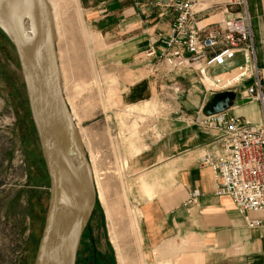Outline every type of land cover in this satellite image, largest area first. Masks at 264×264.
<instances>
[{
    "label": "crops",
    "instance_id": "0c3cea01",
    "mask_svg": "<svg viewBox=\"0 0 264 264\" xmlns=\"http://www.w3.org/2000/svg\"><path fill=\"white\" fill-rule=\"evenodd\" d=\"M218 1L221 0L195 17L198 27H210L233 16L226 11L224 2ZM167 2L78 0L89 29L107 46V61L119 67L132 63L141 66L127 73L129 81L138 78L122 94L126 106L141 102L147 95L158 98L146 145L128 160L135 187L141 254L145 264H264V228H248L244 219L261 220L262 215L239 214L229 198L216 197L211 172L198 165V159L210 151L214 132L193 121L205 119L203 109L222 92H206L197 72L165 74L160 66L153 73L151 68L155 66L144 60L143 52L148 48L158 50L159 41L168 35L174 22L175 14L166 7ZM245 3L256 65L264 69V0ZM241 65V57L236 55L225 66L212 68L208 73L228 80L236 76ZM244 87L241 84L223 92L230 97L226 114L260 126V106L244 98ZM140 89L142 94L136 97L133 93ZM262 92L264 95V82ZM194 192L199 195L196 204L184 207Z\"/></svg>",
    "mask_w": 264,
    "mask_h": 264
},
{
    "label": "rangeland",
    "instance_id": "374dc122",
    "mask_svg": "<svg viewBox=\"0 0 264 264\" xmlns=\"http://www.w3.org/2000/svg\"><path fill=\"white\" fill-rule=\"evenodd\" d=\"M227 1L218 2L225 5ZM215 2L217 0H198L200 7L197 10ZM66 4L57 12L66 35L56 44L63 95L86 153L93 186L94 176L100 198L118 212L114 221L125 263L145 264L141 254L142 242L137 233L135 187L128 160L146 145L148 129L157 114L158 98L155 94L147 95L139 100L141 102L136 100L137 104L126 106L122 94L138 78L129 81L127 73L141 66L133 63L124 67L110 64L107 61V46L103 38L89 29L78 0L77 7L73 3ZM236 11L234 8L229 13L235 14ZM7 41L0 31V264H33L47 208L48 179L17 60ZM147 50L143 52L146 62ZM150 62L148 60L151 65ZM133 94L139 97L142 90ZM94 190L95 204L88 223L94 248L104 252L116 264L95 186ZM130 212L135 217L134 230L126 227ZM88 237L87 233L81 239L78 264H84L89 258L91 251L86 248Z\"/></svg>",
    "mask_w": 264,
    "mask_h": 264
},
{
    "label": "water",
    "instance_id": "95a60500",
    "mask_svg": "<svg viewBox=\"0 0 264 264\" xmlns=\"http://www.w3.org/2000/svg\"><path fill=\"white\" fill-rule=\"evenodd\" d=\"M0 31L12 46L48 179V202L33 264H76L95 204L86 153L62 88L56 35L46 0H1ZM229 94L215 95L206 116L225 112Z\"/></svg>",
    "mask_w": 264,
    "mask_h": 264
},
{
    "label": "built area",
    "instance_id": "2783aa9c",
    "mask_svg": "<svg viewBox=\"0 0 264 264\" xmlns=\"http://www.w3.org/2000/svg\"><path fill=\"white\" fill-rule=\"evenodd\" d=\"M166 7L175 19L168 35L159 41L160 48H148L146 52L155 66L151 68L153 73L160 66L165 74L197 72L200 84L211 95L245 84L244 98L260 106V126L228 116L226 111L193 123L214 132L210 151L198 159L199 167L212 174L214 195L229 198L239 214L260 213L261 220L244 219L248 228H264V69L256 65L245 0H228L226 11L235 8L236 13L210 27L196 25L195 17L204 10H197L198 0H168ZM236 55L242 60L236 76L223 80L209 75L208 70L225 66ZM198 196L196 192L189 195L183 206L195 205Z\"/></svg>",
    "mask_w": 264,
    "mask_h": 264
},
{
    "label": "bare ground",
    "instance_id": "6f19581e",
    "mask_svg": "<svg viewBox=\"0 0 264 264\" xmlns=\"http://www.w3.org/2000/svg\"><path fill=\"white\" fill-rule=\"evenodd\" d=\"M46 1H47L48 5L50 7L52 21H53V26H54V32H55V35H56V44H57L58 41H61V40H63L66 37V35L64 33V30H63V27H61V23L59 22L61 20V18L58 19L57 12L62 6L64 7V5L66 3H68V4L73 3L76 6V2L77 1L76 0H69L68 2L67 1L66 2L65 1L62 2L60 0H46ZM0 2H1V0H0ZM76 9H77V11H79L78 8H76ZM77 15H79V12H78ZM78 17H80V16H78ZM58 56L59 55L57 53V58H58ZM59 71H60V75H61L62 88H63V78H62V71H61L60 67H59ZM71 117H72V115H71ZM72 119L74 121L73 117H72ZM93 180H94V186H95V189H96L97 197L100 198V195H99L100 192L98 190L97 183H96V181L94 179V176H93ZM99 200H100L101 205L103 206V209H104L105 219H106V223H107V236H108V239H109V242H110L111 246L113 247V250L115 251L114 254H115L116 264H126L125 263L124 254L121 251L119 243H118V237L119 236H118V234L116 232V228H115L116 223L114 221V216H116L115 214H117L118 212L116 213V211H114L111 207L106 205V203H105V201L103 199L100 198ZM126 227L128 229H131V230H134L135 227H136L135 223H134V220H133V215H132L131 212H130V214L128 213V215H127ZM135 244H136V242H135Z\"/></svg>",
    "mask_w": 264,
    "mask_h": 264
},
{
    "label": "flooded vegetation",
    "instance_id": "af4514ba",
    "mask_svg": "<svg viewBox=\"0 0 264 264\" xmlns=\"http://www.w3.org/2000/svg\"><path fill=\"white\" fill-rule=\"evenodd\" d=\"M87 233L89 234L90 237H88L89 240H88L86 248H87L88 252H89V250L91 252L88 253L89 258H88V260L87 259L85 260L84 264H114L113 262H111L109 260V257L106 256V254L104 252L96 251V249L94 248V239H93V236H92V233H91L89 226L87 227V229L84 230V232L81 236V239H82L83 235L87 234ZM80 243H81V240H80ZM78 250H79V248H78ZM78 255H79V253L77 251L76 264H78V259H77Z\"/></svg>",
    "mask_w": 264,
    "mask_h": 264
},
{
    "label": "trees",
    "instance_id": "16d2710c",
    "mask_svg": "<svg viewBox=\"0 0 264 264\" xmlns=\"http://www.w3.org/2000/svg\"><path fill=\"white\" fill-rule=\"evenodd\" d=\"M8 42V41H7ZM9 43V42H8ZM11 46V45H10ZM12 47V46H11Z\"/></svg>",
    "mask_w": 264,
    "mask_h": 264
}]
</instances>
